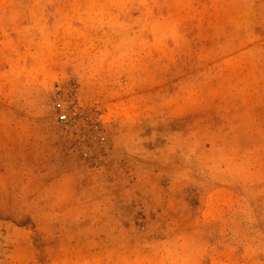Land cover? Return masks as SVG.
Wrapping results in <instances>:
<instances>
[{
  "label": "rangeland",
  "instance_id": "374dc122",
  "mask_svg": "<svg viewBox=\"0 0 264 264\" xmlns=\"http://www.w3.org/2000/svg\"><path fill=\"white\" fill-rule=\"evenodd\" d=\"M0 264H264V0H0Z\"/></svg>",
  "mask_w": 264,
  "mask_h": 264
},
{
  "label": "built area",
  "instance_id": "2783aa9c",
  "mask_svg": "<svg viewBox=\"0 0 264 264\" xmlns=\"http://www.w3.org/2000/svg\"><path fill=\"white\" fill-rule=\"evenodd\" d=\"M63 118H64V117H63ZM63 118H62V119H63Z\"/></svg>",
  "mask_w": 264,
  "mask_h": 264
}]
</instances>
